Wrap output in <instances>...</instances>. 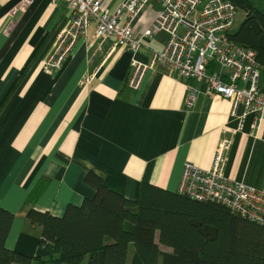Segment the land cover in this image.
<instances>
[{
    "label": "crops",
    "instance_id": "obj_1",
    "mask_svg": "<svg viewBox=\"0 0 264 264\" xmlns=\"http://www.w3.org/2000/svg\"><path fill=\"white\" fill-rule=\"evenodd\" d=\"M121 1L106 4L112 10ZM22 2L0 0V205L13 212L8 247L46 257L40 227L26 213L34 207L60 215L67 203L92 195L86 172L131 198L142 181L177 190L185 162L208 167L223 136L230 139L224 173L264 189V140L253 132V114L242 117L241 103L234 110L230 97L191 79L197 98L186 107V83L166 63L147 65L138 84L128 81L134 62L148 64L164 47L165 30L143 36L132 51L96 35L92 23L60 67L47 71L44 59L69 9L62 0H31L13 15ZM159 8L150 0L133 21L134 32ZM85 74L91 75L86 83ZM41 179L40 196L28 200Z\"/></svg>",
    "mask_w": 264,
    "mask_h": 264
},
{
    "label": "trees",
    "instance_id": "obj_2",
    "mask_svg": "<svg viewBox=\"0 0 264 264\" xmlns=\"http://www.w3.org/2000/svg\"><path fill=\"white\" fill-rule=\"evenodd\" d=\"M232 1L243 17L230 36L255 50L264 73V10L253 0ZM84 179L93 194L67 203L62 214L34 207L26 213L40 227L46 257L6 245L13 212L0 205V264H264V225L224 204L148 181L131 198L93 171ZM45 184L38 180L27 199L36 201Z\"/></svg>",
    "mask_w": 264,
    "mask_h": 264
},
{
    "label": "built area",
    "instance_id": "obj_3",
    "mask_svg": "<svg viewBox=\"0 0 264 264\" xmlns=\"http://www.w3.org/2000/svg\"><path fill=\"white\" fill-rule=\"evenodd\" d=\"M57 0H55L56 3ZM150 0H122L114 9L107 0H62L69 9L63 26L44 59L43 67L53 71L60 67L78 38L94 24L96 35H107L118 46L135 51L143 36L158 30L167 32L166 44L154 50L148 64L133 63L129 82L138 84L147 65L166 63L187 86L186 107L194 105L198 89L191 79L206 84L207 90L232 99V109L243 105L242 117L253 114V132L264 140V88L259 84L261 64L253 48L237 43L230 32L235 23L236 6L232 0H156L160 8L151 23L139 33L133 21ZM31 0L13 7L14 15ZM85 74L83 82H88ZM259 133V134H258ZM228 137H221L208 167L185 162L177 191L198 199H213L243 214H264V189L233 180L224 173Z\"/></svg>",
    "mask_w": 264,
    "mask_h": 264
},
{
    "label": "rangeland",
    "instance_id": "obj_4",
    "mask_svg": "<svg viewBox=\"0 0 264 264\" xmlns=\"http://www.w3.org/2000/svg\"><path fill=\"white\" fill-rule=\"evenodd\" d=\"M253 2H254L257 6H259L261 9L264 10V0H253ZM242 17H243L242 10L238 9V10H237V13H236L235 24L233 25L232 30H234V29L237 27V25H238V23L241 21ZM263 78H264V73L261 72V74H260V78H259V83H260V85H262V84L264 83V82H263ZM160 248H163V249H169V247H168V246H165V245H160Z\"/></svg>",
    "mask_w": 264,
    "mask_h": 264
},
{
    "label": "bare ground",
    "instance_id": "obj_5",
    "mask_svg": "<svg viewBox=\"0 0 264 264\" xmlns=\"http://www.w3.org/2000/svg\"><path fill=\"white\" fill-rule=\"evenodd\" d=\"M236 6V5H235ZM236 9H237V6H236ZM238 10V9H237ZM236 13H237V11H236ZM236 19V18H235ZM235 24V23H234ZM185 195H187V194H185ZM188 197H190V198H193V199H196V200H204V201H212V202H219V203H221V204H224L225 206H227L228 208H230L232 211H235V212H237L238 214H240L243 218H246V219H248V220H250V221H254V222H257V223H259V224H263L264 225V214L263 213H261L263 216H261V217H255V216H251L250 214H243L242 212H240V211H238V210H235V209H233L232 207H230L229 205H227V204H225V203H222V202H220V201H216V200H213V199H198V198H195V197H191V196H189V195H187Z\"/></svg>",
    "mask_w": 264,
    "mask_h": 264
}]
</instances>
